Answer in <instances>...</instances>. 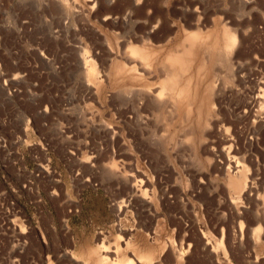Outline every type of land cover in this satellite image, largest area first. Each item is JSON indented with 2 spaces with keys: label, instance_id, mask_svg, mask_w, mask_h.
Returning <instances> with one entry per match:
<instances>
[{
  "label": "rangeland",
  "instance_id": "374dc122",
  "mask_svg": "<svg viewBox=\"0 0 264 264\" xmlns=\"http://www.w3.org/2000/svg\"><path fill=\"white\" fill-rule=\"evenodd\" d=\"M226 27L230 59L216 52L195 76L197 51L174 112L139 122L113 97L146 83L114 74L130 45L154 51L160 83L189 32L221 48ZM83 56L103 79L98 101L83 94ZM263 89L264 0H0V264H264L263 223L251 242L264 219ZM229 145L250 193L231 194L215 166Z\"/></svg>",
  "mask_w": 264,
  "mask_h": 264
},
{
  "label": "bare ground",
  "instance_id": "6f19581e",
  "mask_svg": "<svg viewBox=\"0 0 264 264\" xmlns=\"http://www.w3.org/2000/svg\"><path fill=\"white\" fill-rule=\"evenodd\" d=\"M222 30H221L222 31L221 33H223V35L220 36L223 40L222 44H221L222 45L221 48H218L220 46H218V47L216 46L217 44L215 43V41L211 42L210 38H208L209 37L208 35L205 34L203 36V34L200 33V29L196 30L195 32H189L185 38V42H186L185 45L181 46L182 47L181 49L178 48V50L176 52H171L166 56L165 61L162 64L163 66L161 67V68H163L162 71H164V76H163L164 80L162 79L163 82L162 81L160 82L158 80L160 83H156V82L152 81V79H154V75H155L154 69L156 68V67L154 68V64H156L154 59H153L154 58V56H153L154 51H151V49H149L147 45L146 46L149 49V50L147 49L148 51L146 49H144V47H142V46L136 47V46L130 45V47L127 49L126 55H125L126 56L125 61L130 66H127L126 64H121V63L116 61L117 63H115V65H114L115 70L113 69L114 74L116 73V77L118 76V78L120 80L123 79L124 76H128L129 79L133 80V82L145 80L146 83L144 85V82H143V85L138 86L139 88H136V89L129 88L127 92H126V90H125V92H119V93L117 92L116 94H114L113 97L116 99H119L120 101H123L125 106H130L134 112L136 119L139 122H141L143 119V116H144L143 114L145 112L144 113H142V112L144 110H149V111H153V112H161V113L172 112L176 108L177 104H179V103H181L187 99L186 98L187 97L186 91L184 88L185 85L183 84V81L185 83V80H186L185 78H187L188 76L184 77V78H182V76L184 73L190 72V70L194 67L195 63L197 62V60H196L197 59L196 54L198 53L197 51L200 50L203 54V57L199 61L200 65H199V68L197 67L198 69H197V73L195 74V76H197V74L199 75L200 70L203 69L204 65L206 64L205 60H208V61L213 60V57H214V55H216V52L220 53V57H218V63L219 64L224 63L226 61L228 62V60L230 59V57L232 55L233 48H234L235 43H236V37L233 33H231L227 29V27L222 29ZM146 46H145V48H146ZM201 52H199V53H201ZM199 55L200 54H198V56ZM82 60H83L84 65L86 66V67L85 66L84 67H85V71L87 72L86 74H87V84H88L86 86V88L83 89L84 90L83 94L85 96H88V98H91V99L94 98L98 101L100 99L102 93H103V88L100 87L101 85L104 84V83L102 84L103 79L102 78L99 79L100 77H96V76H98L97 75L98 70L96 68V64L94 63L93 59L88 60L87 57L83 56ZM215 60L217 61V59H215ZM155 72L157 73V71H155ZM104 77L107 78L108 76L104 75ZM106 78H105V80H106ZM181 79H183L182 84L180 83ZM197 80H198V78H197ZM186 81H188V78ZM189 83H190V81L188 83H185V84L188 85ZM95 84H96V86H95ZM226 84L227 83L225 82V85ZM208 87H209V93L211 94V91L213 90V88L211 87V85ZM187 89H190L189 85L187 86ZM201 92L203 94V91H201ZM262 92H263L262 96L264 97V89ZM187 94H188V92H187ZM193 94H194V91H193ZM205 95H208V93ZM193 96L196 98V94H194ZM211 97H213V93H212ZM191 98H193V97H191ZM206 99H207V97H206ZM201 100H203V99L201 98ZM208 100H210V99H207L206 101H208ZM188 108H190V107H188ZM199 109H200V107H199ZM225 141L227 143H229L228 142L229 140H225ZM226 150L224 149L223 151H217V152H215L216 150L215 151L213 150L212 153L215 152L213 154V156L215 158H218L220 155L225 154L226 160L224 161V163H220V161H219V163H215L216 164L215 166H218L221 169L223 167L227 168L226 183H227V187L229 189V192L231 194L235 193V192H244V191L246 193H250L252 191L253 187L246 184V179H247L246 178V170L244 169L243 166H240L238 164V162H237V165H235L233 167L232 165H234L236 163V161H233L234 157L233 158L230 157L231 145H229ZM144 183L141 182V185L139 186V188L141 187V190H142V187H144L146 185ZM143 184H144V186H143ZM123 202L121 201V204ZM117 206H119V205H117ZM263 214H264V211H263ZM263 220L264 219H261L258 217L254 219L255 223H258V226L255 229H253V233H252L253 238H252L251 242L253 241L254 243H257L256 241L258 240V236L261 232V227H262L260 224L261 223L264 224ZM171 247H172V245H171ZM168 248H169V246H168ZM118 249H120V248L117 247V249H116L117 252H118ZM174 249L175 248H173L171 250V248H170V251H172L171 252L172 255H174V257L177 258L178 261L182 260L183 256L180 253L176 252ZM145 256H147V254ZM116 257H117V259H115L114 262L111 264H134V262L129 257L120 256V255H116ZM148 258H144V259H148ZM139 259H141V258H139ZM106 260L107 259L100 257L98 262L97 261L96 262H97V264H108Z\"/></svg>",
  "mask_w": 264,
  "mask_h": 264
}]
</instances>
